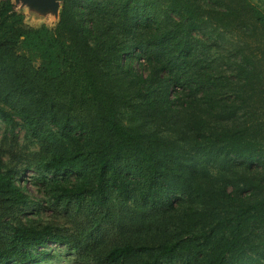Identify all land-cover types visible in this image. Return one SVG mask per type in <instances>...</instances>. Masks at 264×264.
Segmentation results:
<instances>
[{
    "label": "trees",
    "instance_id": "1",
    "mask_svg": "<svg viewBox=\"0 0 264 264\" xmlns=\"http://www.w3.org/2000/svg\"><path fill=\"white\" fill-rule=\"evenodd\" d=\"M227 1L59 0L51 29L23 27L0 0V59L39 95L17 115L0 107V121L12 131L18 116L49 150L38 169L75 178L55 187L52 203L76 226L22 221L19 170L0 171V264H38L48 244L76 248V229L105 241L97 264L264 260V39L248 42L264 36V12ZM224 34L246 42L208 60L207 41ZM95 212L114 233L89 223ZM159 219L171 224L168 236L150 226Z\"/></svg>",
    "mask_w": 264,
    "mask_h": 264
},
{
    "label": "rangeland",
    "instance_id": "2",
    "mask_svg": "<svg viewBox=\"0 0 264 264\" xmlns=\"http://www.w3.org/2000/svg\"><path fill=\"white\" fill-rule=\"evenodd\" d=\"M9 1L12 3L16 13L23 16V27L37 28L44 25L52 29L57 22L60 9L59 0H54L52 3L48 1L43 5L37 0ZM214 1L216 9L224 7L228 2L227 0ZM262 39H264V36L258 32L252 39H248V42H258L262 41ZM244 42H246L245 37L231 34H224L222 37L215 38L212 42L209 40L207 44L212 48L208 54V60L219 61L222 56L228 54L226 49H235ZM11 62L0 59V107L17 115L18 113L32 110L39 95L24 78L15 74L18 66L15 62ZM32 64L36 67L38 62L33 61ZM54 107V111L60 110V105H55ZM260 115L264 119V111ZM248 117L251 118L252 116L249 114ZM261 117L254 115L255 119L261 120ZM15 120L18 126L12 131L0 121V161L2 163L0 171L2 173H5V171L14 173V171L19 170V173L13 177L14 185L22 187L23 193L27 197L26 202L23 205H19L15 215L22 221L31 224L51 223L62 229H68L69 232L73 231L76 226L64 218L63 213L53 205L52 201L57 196V190H59L55 187L73 183L75 178L72 175H53L38 169L37 162L47 158L49 150L35 142L32 133L25 129V124L21 121V118L15 116ZM260 124L264 125V120ZM263 130L264 128L260 130V133L264 137ZM237 170L238 168L234 169L233 175L226 174L228 178L230 177L231 183L239 181L240 173ZM136 207L137 205L130 204L127 205L124 211L126 209L133 211ZM141 209L144 210L145 207ZM101 214L95 212L94 216L89 218V223L93 224V222L98 221L100 225L110 226L111 232L114 233L116 223L101 219ZM143 215L149 216L153 220L159 217L158 214L153 212L142 213ZM150 226L155 229L159 236H168L172 231L171 224L163 219L157 220ZM175 233L181 234V229L175 231ZM74 234L78 236L81 245L76 248H69L60 244H48L37 249L39 253H42V260L38 264H97L98 256L102 251L101 247L105 241L96 243L100 240V237L92 236L90 240H87V232L80 233L78 229L74 231ZM4 237V232L0 230V242ZM262 243L264 244V240ZM259 247L261 248V254L264 255V246L261 247L259 244ZM140 258L141 256L136 255L126 264H137ZM169 264H204V260L201 255L191 254L188 257L184 255L182 259H175ZM259 264H264V260H260Z\"/></svg>",
    "mask_w": 264,
    "mask_h": 264
},
{
    "label": "crops",
    "instance_id": "3",
    "mask_svg": "<svg viewBox=\"0 0 264 264\" xmlns=\"http://www.w3.org/2000/svg\"><path fill=\"white\" fill-rule=\"evenodd\" d=\"M253 5L257 6L264 12V0H249Z\"/></svg>",
    "mask_w": 264,
    "mask_h": 264
},
{
    "label": "water",
    "instance_id": "4",
    "mask_svg": "<svg viewBox=\"0 0 264 264\" xmlns=\"http://www.w3.org/2000/svg\"><path fill=\"white\" fill-rule=\"evenodd\" d=\"M48 1L52 3L54 0H37V2L41 3L42 5L46 4Z\"/></svg>",
    "mask_w": 264,
    "mask_h": 264
}]
</instances>
